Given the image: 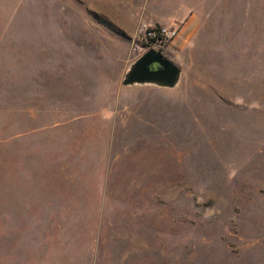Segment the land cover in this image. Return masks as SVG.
<instances>
[{"label":"rangeland","instance_id":"rangeland-1","mask_svg":"<svg viewBox=\"0 0 264 264\" xmlns=\"http://www.w3.org/2000/svg\"><path fill=\"white\" fill-rule=\"evenodd\" d=\"M67 1L0 0V264H264V0H170L179 81L116 127Z\"/></svg>","mask_w":264,"mask_h":264},{"label":"crops","instance_id":"crops-1","mask_svg":"<svg viewBox=\"0 0 264 264\" xmlns=\"http://www.w3.org/2000/svg\"><path fill=\"white\" fill-rule=\"evenodd\" d=\"M75 2H65L64 17H78L82 23L80 30L87 32L89 45L97 47L95 54H106L116 56L110 59L112 64H103L115 69V78L113 82L118 88V92L112 100L113 109L101 118L111 119V127L119 126L115 120L119 118L131 119V106L122 108L123 105L130 102L127 96L121 94V91H131L133 88L146 89H167L154 84H134L123 85L122 80L129 67L135 62L136 58L133 53V44L138 42L141 36L143 26H178L179 34L163 50V55L171 61L175 60L174 51L185 46V40L193 36L199 25L198 18L191 14V3L189 5H178L175 1L170 0H79ZM131 40V46L129 44ZM99 48L103 50L100 51ZM111 49V50H109ZM120 62L122 66H114ZM131 62L130 65H126ZM93 66L91 70L95 72V80L101 79L100 74L108 70L105 66ZM100 71V72H98ZM103 85V84H102ZM89 108H93L98 99H88ZM96 110V107L93 111ZM92 111V112H93ZM108 112V111H107ZM97 114L94 116L97 118ZM117 133V131H114Z\"/></svg>","mask_w":264,"mask_h":264},{"label":"water","instance_id":"water-1","mask_svg":"<svg viewBox=\"0 0 264 264\" xmlns=\"http://www.w3.org/2000/svg\"><path fill=\"white\" fill-rule=\"evenodd\" d=\"M180 78V69L162 53L148 50L129 67L122 80L123 85L154 84L173 88Z\"/></svg>","mask_w":264,"mask_h":264},{"label":"built area","instance_id":"built-area-1","mask_svg":"<svg viewBox=\"0 0 264 264\" xmlns=\"http://www.w3.org/2000/svg\"><path fill=\"white\" fill-rule=\"evenodd\" d=\"M179 34L174 26H143L141 36L133 45V51L141 56L148 50H157Z\"/></svg>","mask_w":264,"mask_h":264}]
</instances>
